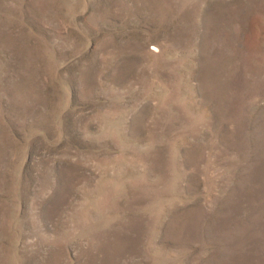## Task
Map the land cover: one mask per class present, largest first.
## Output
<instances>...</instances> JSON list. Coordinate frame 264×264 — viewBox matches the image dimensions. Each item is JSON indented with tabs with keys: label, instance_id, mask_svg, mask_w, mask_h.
<instances>
[{
	"label": "rangeland",
	"instance_id": "374dc122",
	"mask_svg": "<svg viewBox=\"0 0 264 264\" xmlns=\"http://www.w3.org/2000/svg\"><path fill=\"white\" fill-rule=\"evenodd\" d=\"M0 264H264V0H0Z\"/></svg>",
	"mask_w": 264,
	"mask_h": 264
}]
</instances>
